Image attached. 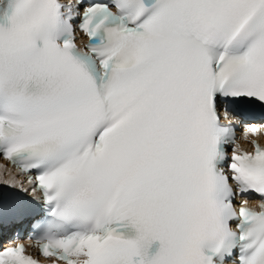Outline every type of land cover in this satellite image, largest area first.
<instances>
[{
    "label": "snow or ice",
    "instance_id": "snow-or-ice-1",
    "mask_svg": "<svg viewBox=\"0 0 264 264\" xmlns=\"http://www.w3.org/2000/svg\"><path fill=\"white\" fill-rule=\"evenodd\" d=\"M241 106L264 108V0H0V156L25 178L0 186L41 205L0 199V225L33 215L52 264H264ZM0 264L40 261L9 241Z\"/></svg>",
    "mask_w": 264,
    "mask_h": 264
}]
</instances>
